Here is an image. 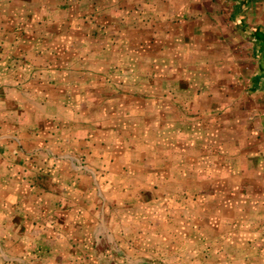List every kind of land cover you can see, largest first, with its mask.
<instances>
[{
  "label": "rangeland",
  "instance_id": "374dc122",
  "mask_svg": "<svg viewBox=\"0 0 264 264\" xmlns=\"http://www.w3.org/2000/svg\"><path fill=\"white\" fill-rule=\"evenodd\" d=\"M151 1L0 0L25 240L54 264H264L263 182L226 160L222 97L200 99L190 55L161 52Z\"/></svg>",
  "mask_w": 264,
  "mask_h": 264
},
{
  "label": "crops",
  "instance_id": "0c3cea01",
  "mask_svg": "<svg viewBox=\"0 0 264 264\" xmlns=\"http://www.w3.org/2000/svg\"><path fill=\"white\" fill-rule=\"evenodd\" d=\"M159 3L156 9L163 16L160 36H166L161 52L191 56L178 62L196 68L194 85H208V90L200 92V99L207 98L208 93L222 97L216 109L222 117L218 126L211 123L210 129L219 130L223 125L226 138L220 141H227L226 160L256 166V182H263L264 187V0ZM168 17L179 23L165 24L163 20ZM8 25L7 14L0 12V48L6 46ZM9 151V143L0 140V264H54L58 257L54 252L43 257L33 254L37 235L25 240L23 190L19 183L22 171L18 173L16 155L15 163L10 162ZM113 256L111 262L103 257L100 264H114Z\"/></svg>",
  "mask_w": 264,
  "mask_h": 264
}]
</instances>
